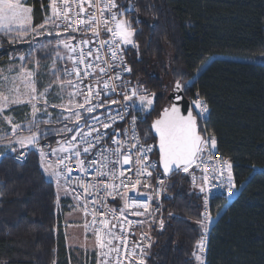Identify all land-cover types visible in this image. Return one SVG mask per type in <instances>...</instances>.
I'll return each mask as SVG.
<instances>
[{
    "label": "snow or ice",
    "instance_id": "obj_1",
    "mask_svg": "<svg viewBox=\"0 0 264 264\" xmlns=\"http://www.w3.org/2000/svg\"><path fill=\"white\" fill-rule=\"evenodd\" d=\"M50 9L43 23L34 25L29 0H0V49L6 43L9 57L8 66H0V159L11 156L23 162L33 151L38 155L42 174L54 185L56 203L63 190L82 205L85 217L91 216L85 227L96 238L97 264H146L150 234L140 233L131 246L128 237L136 235L133 226L151 228L155 223L164 229V220L156 219L160 205L153 207L165 191L160 177L204 164L199 184L192 175L204 211L197 221L200 238L186 264H205L213 222L210 197L214 189L231 197L236 182L232 161L218 158L217 138L200 122L208 118L207 96L196 91L183 111L180 106L201 69L188 74L190 81L174 82V102L145 130L156 111L157 94L124 79L133 74L126 54H139L137 29L126 16L138 11L136 5L130 0H50ZM18 44L28 47L20 51ZM41 58L49 61L43 67ZM21 107L30 111L14 122L12 113ZM209 162H214L211 173ZM117 196L123 206L110 207L108 198L115 202ZM128 214L142 219L130 220Z\"/></svg>",
    "mask_w": 264,
    "mask_h": 264
},
{
    "label": "trees",
    "instance_id": "obj_2",
    "mask_svg": "<svg viewBox=\"0 0 264 264\" xmlns=\"http://www.w3.org/2000/svg\"><path fill=\"white\" fill-rule=\"evenodd\" d=\"M130 2L138 9L126 16L137 29L139 54L130 51L127 60L134 82L157 94L156 111L143 128L167 106L165 79L184 83L201 69L186 97L191 101L196 91L207 96L206 127L215 134L219 152L233 162L239 193L230 201L215 196L209 202L213 222L206 263L264 264V0ZM29 3L34 25L43 23L50 14L48 6L42 7L47 0ZM27 47L16 46L20 51ZM7 48L5 43L0 49V65L8 62ZM0 192V264H73L54 185L34 153L24 163L11 156L0 159ZM61 203L67 207L66 200ZM202 205L191 169L167 178L161 213L165 227L152 226L146 264L190 261L200 238Z\"/></svg>",
    "mask_w": 264,
    "mask_h": 264
},
{
    "label": "rangeland",
    "instance_id": "obj_3",
    "mask_svg": "<svg viewBox=\"0 0 264 264\" xmlns=\"http://www.w3.org/2000/svg\"><path fill=\"white\" fill-rule=\"evenodd\" d=\"M29 1L34 2L35 0H29ZM47 6L49 7V11H51L50 0H47V4H43L42 7L46 8ZM38 39H40V37H38ZM40 62H41V66L43 67V65L45 63H48L49 61L45 59L44 60L41 59ZM0 66L7 67L8 65L7 63H5ZM42 79L45 82H47L48 77L45 76L42 77ZM165 84L167 85V92L170 94L173 91V85H174L173 79L171 78L165 79ZM51 102L59 103L58 100H51ZM168 104H170V102L167 100L166 105ZM28 111H30V109L28 108H24V107L18 108L15 112L12 113V115L14 116V122L21 121L23 118L22 114ZM8 127H9V138H12L10 134V126ZM199 183L200 181L198 180L197 184ZM62 196H64L63 197L65 198L64 200H68V202L66 203L67 207H64L62 205L61 203L62 200L59 201L58 207H59V213L62 216V220H61L62 227H65L67 229L66 230V234L68 237L67 243L73 259V264H97V250L95 247V242L91 234L89 233L88 229L85 227L86 219L82 211V205H78V202L70 194L66 195L65 197L63 190H61L60 192V198ZM86 256L87 259L83 261ZM75 258L78 259L79 261H75L76 260Z\"/></svg>",
    "mask_w": 264,
    "mask_h": 264
},
{
    "label": "built area",
    "instance_id": "obj_4",
    "mask_svg": "<svg viewBox=\"0 0 264 264\" xmlns=\"http://www.w3.org/2000/svg\"><path fill=\"white\" fill-rule=\"evenodd\" d=\"M117 2H118V0H117ZM78 19H79V17H78ZM74 35H76V38L77 39H81L82 38L79 33H75ZM100 35H101V38L102 39H106L107 38L103 32H101ZM88 36L90 37L91 36V33H89ZM126 56H127V54H126ZM124 79L125 80H130L132 82V85H135L136 84L134 82V80H133V74H131V75H127L126 74L124 76ZM112 99H121V98L118 97V96H113ZM194 113H195V110H194ZM206 115L209 118V113H207ZM208 118L206 120L201 119L200 122H201V124L203 126H206V123L208 121ZM205 135H206V133H205ZM149 142L151 143L152 141H149ZM53 146H55V144H53ZM32 153H34L38 157V155L34 151ZM224 157H227V158H229L231 160V158L228 157L227 155H225V154H223L221 152L218 153V158L223 159ZM156 158L157 157L155 155L152 156V159H156ZM205 159H206V157H205ZM15 161L18 162V163H24L26 160H24L23 162H20V161H17V160H15ZM204 167H205L204 164H201L200 168H197L195 165H193V167L191 168L192 175L194 174L197 177V179H200L201 172H202V169ZM206 167L208 168L209 172L211 173V171L214 168V162L207 163ZM78 172H79V169L74 167V173H78ZM155 175H156V173H153V176H155ZM160 179H164L165 180V191H166L167 177H163L162 176V177H160ZM149 183H151L152 185H155L156 184V180H151V181H149ZM141 191H145V190L144 189H141ZM165 191L161 194V196L158 199H154V201H153V207L154 208L157 206V204L160 205V213L156 215V219L157 220H159V219L162 218V216H161V213H162V202H163V198H164ZM232 191H233L234 194L231 197H228L223 190L214 189L213 192H212V195L210 197V200L212 198H214L215 196H224L228 201H230V200H232L239 193V188L236 186V188L232 189ZM131 195H132V193H129V196H131ZM140 199H144V197H140ZM210 200H209V202H210ZM107 203H108V205L110 207H113V208H119V207H122L123 206V201L121 200V198L119 196H117L115 198V202L113 201V199L111 197L108 198ZM128 218L130 220H133V221H135L137 219H142V218H139V217L132 216L131 214H128ZM85 219L87 221H91V216L85 217ZM153 225H157L158 226V224H155V223H153L152 226ZM152 226H151V228H152ZM151 228H149L147 226V224L145 226H143V227L133 226L132 231L135 232L136 235H132L131 233H129V237H128L129 238V246H131V243L133 241H139V234L142 233V232L143 233H149L150 234V237H151V241H152ZM87 229H88L89 233L91 234V236H92V238H93V240L95 242V247H96V250H97V242H96L95 235H94V233H93V231L91 229H89V228H87ZM142 243H147V242L144 241ZM148 251H149V249H148ZM206 253H207V245H206ZM146 261H147V257H146ZM205 264H207L206 263V260H205Z\"/></svg>",
    "mask_w": 264,
    "mask_h": 264
},
{
    "label": "water",
    "instance_id": "obj_5",
    "mask_svg": "<svg viewBox=\"0 0 264 264\" xmlns=\"http://www.w3.org/2000/svg\"><path fill=\"white\" fill-rule=\"evenodd\" d=\"M174 91H172L169 95H168V101L169 102H174L173 101V96H174ZM190 100L186 97V95H185V100L181 103V109H182V111L184 110V107L186 106V105H188V102H189ZM169 105H167L166 107H168ZM194 111V110H193ZM162 112V111H161ZM160 112V113H161ZM156 118H158V117H156ZM155 118V119H156ZM174 174V173H173ZM173 174H170L167 178H169V177H171Z\"/></svg>",
    "mask_w": 264,
    "mask_h": 264
},
{
    "label": "crops",
    "instance_id": "obj_6",
    "mask_svg": "<svg viewBox=\"0 0 264 264\" xmlns=\"http://www.w3.org/2000/svg\"><path fill=\"white\" fill-rule=\"evenodd\" d=\"M30 6L33 7V10H34V6L31 5V4H30ZM33 24H34V11H33ZM63 197H64V196H62L61 198H59V201H60V200L63 201V200L65 199V198H63ZM65 197H66V195H65ZM66 201L68 202V200H66ZM63 229H64V232H65V234H66V230H67V229H66L65 227H63ZM66 239L68 240L67 234H66ZM67 246H68V243H67ZM68 248H69V247H68Z\"/></svg>",
    "mask_w": 264,
    "mask_h": 264
},
{
    "label": "flooded vegetation",
    "instance_id": "obj_7",
    "mask_svg": "<svg viewBox=\"0 0 264 264\" xmlns=\"http://www.w3.org/2000/svg\"><path fill=\"white\" fill-rule=\"evenodd\" d=\"M169 105V104H168Z\"/></svg>",
    "mask_w": 264,
    "mask_h": 264
}]
</instances>
